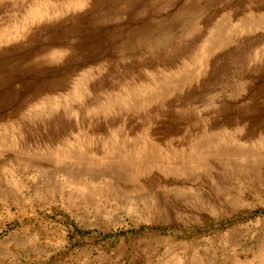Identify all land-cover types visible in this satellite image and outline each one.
Returning a JSON list of instances; mask_svg holds the SVG:
<instances>
[{
  "label": "rangeland",
  "instance_id": "obj_1",
  "mask_svg": "<svg viewBox=\"0 0 264 264\" xmlns=\"http://www.w3.org/2000/svg\"><path fill=\"white\" fill-rule=\"evenodd\" d=\"M0 264H264V0H0Z\"/></svg>",
  "mask_w": 264,
  "mask_h": 264
}]
</instances>
